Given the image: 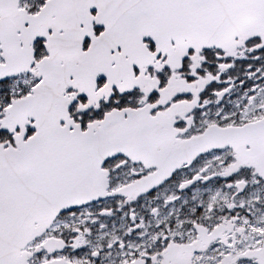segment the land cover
I'll list each match as a JSON object with an SVG mask.
<instances>
[{
	"label": "snow or ice",
	"instance_id": "snow-or-ice-1",
	"mask_svg": "<svg viewBox=\"0 0 264 264\" xmlns=\"http://www.w3.org/2000/svg\"><path fill=\"white\" fill-rule=\"evenodd\" d=\"M0 264H264V0H0Z\"/></svg>",
	"mask_w": 264,
	"mask_h": 264
}]
</instances>
